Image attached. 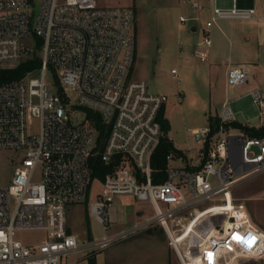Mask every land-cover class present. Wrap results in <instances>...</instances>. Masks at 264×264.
Here are the masks:
<instances>
[{
  "label": "built area",
  "instance_id": "2783aa9c",
  "mask_svg": "<svg viewBox=\"0 0 264 264\" xmlns=\"http://www.w3.org/2000/svg\"><path fill=\"white\" fill-rule=\"evenodd\" d=\"M31 1L0 0V67L33 54L40 58L24 76L0 82V151L12 154L0 164L12 168L10 181L0 184V264H89L100 250L155 225L166 234L178 264L264 261V232L233 196L237 185L264 171V135L233 126L225 100L215 130L208 124L195 131L201 142L195 160L171 150L164 169H155L151 157L165 135L159 113L166 97L150 92L145 80L129 77L135 56L132 9L96 0H39L34 17ZM184 3L193 14L178 20L192 21L190 30L198 32L193 54L200 60L206 57L198 46L211 45L213 25L250 20L256 12L253 0H232L230 8L215 0ZM206 7L210 15L203 21ZM48 69L56 75V90L45 80ZM251 74L245 65L230 66L226 84L238 87ZM246 93L264 104L261 86ZM86 110L104 125L100 141ZM76 111L84 112L83 120H75ZM96 155L105 165L119 156L100 181L92 175ZM94 180L100 190L89 200L88 215L103 234L84 239L68 226L67 209L87 201ZM117 195L149 202L152 214L113 230L108 214ZM17 231L43 236L24 243Z\"/></svg>",
  "mask_w": 264,
  "mask_h": 264
},
{
  "label": "rangeland",
  "instance_id": "374dc122",
  "mask_svg": "<svg viewBox=\"0 0 264 264\" xmlns=\"http://www.w3.org/2000/svg\"><path fill=\"white\" fill-rule=\"evenodd\" d=\"M96 1L100 6H128L134 12L132 32L135 36V56L129 77L134 80H145L150 92L165 95L163 116L169 123L168 136L175 148L181 149L195 160V152L201 147V142H197L198 137L192 129L195 127L202 130L206 127L209 124V116H214L220 111L224 100L229 101L236 121L250 124L249 126L257 123L254 125L255 128L264 125V104L259 106L253 101L252 96L246 93L253 85L261 86L264 103V72L258 73L257 76L252 72L248 82L238 87L227 85L222 63L213 64L208 57L200 60L193 54L198 32L190 30L189 23L192 21L185 24L179 22V14H193L182 0ZM31 3L30 10L36 17L39 0H32ZM254 4L256 7L264 6V0H254ZM215 5L230 8L232 0H215ZM208 15L209 10L206 7L201 13L202 20L204 21ZM230 20L237 23L248 21ZM224 21L226 19L219 20L218 23ZM216 27L215 25L211 27V45L207 48L214 47L217 34H220L227 48L226 38H223ZM254 28L258 34L252 40L253 49L264 60V47L261 45L260 36L262 26ZM31 42L28 41V44ZM204 48L203 45L198 46L200 52ZM37 50L34 53L38 54ZM182 55L184 57L181 58ZM246 65L251 67L250 64ZM171 68L177 71L174 77L170 72ZM45 80L53 90L58 88L56 75L52 69L46 71ZM69 96L72 99L74 93L70 92ZM74 118L76 121L83 120L84 112L76 111ZM10 155L12 154L9 151H0V164L6 163V158ZM11 174L12 168L0 167V184L8 183ZM247 186L259 189L264 187V171L237 185L233 189V196L234 190H241ZM99 190V181L94 180L88 191L87 201L68 206L66 215L68 226L81 238H99L103 234L102 225L88 215L89 200ZM250 200L247 203L253 206H264V199ZM150 214L152 207L149 202L138 201L131 195H117L110 203L108 215L112 229L118 230ZM42 236L43 233L40 231H17L15 234V237L24 243H36ZM94 257L97 264H178L166 234L158 225L117 241L97 252ZM238 261L240 264H264L262 259L239 258Z\"/></svg>",
  "mask_w": 264,
  "mask_h": 264
},
{
  "label": "crops",
  "instance_id": "0c3cea01",
  "mask_svg": "<svg viewBox=\"0 0 264 264\" xmlns=\"http://www.w3.org/2000/svg\"><path fill=\"white\" fill-rule=\"evenodd\" d=\"M182 2H184V0H182ZM253 5L256 9V12H255V16L252 19L248 21L238 22V23L237 21L226 19V21L217 24V27H216L217 30L220 31L223 35V38H226L227 40V48L225 47V43L220 37V34H217L215 42H214V47L211 49L205 47L204 50L202 51L205 54V57H208L211 63L213 64L222 63L223 64L225 75H226L227 69L233 65L247 66L246 64H250L251 67L249 66L247 67L256 76L258 73L260 74L264 72V65H263L264 60L259 56L258 52L253 49V45H252V40L255 39L256 35L258 34V31L254 27L262 26V31L260 32V36H261V45L262 47H264L263 45L264 6L261 5L260 7H256L254 4V0H253ZM194 50H195V47L193 51ZM180 57L182 58L184 57V55ZM254 86H257V85H253L251 87H254ZM214 116H216V114ZM197 130L198 128L194 127L192 129V132H195ZM167 136H168V132H167ZM168 138L172 141V139L169 136ZM172 144L174 145L173 142ZM180 151L183 152L181 149ZM247 187L241 190H234V196L237 199L242 200L249 214L251 215V218L253 217L255 224H257V226L264 232V206L262 207L253 206L252 204L247 203V201L250 199H251L250 201H253L255 199H261V200L264 199V187L260 189L255 188V186L248 187V188Z\"/></svg>",
  "mask_w": 264,
  "mask_h": 264
},
{
  "label": "trees",
  "instance_id": "16d2710c",
  "mask_svg": "<svg viewBox=\"0 0 264 264\" xmlns=\"http://www.w3.org/2000/svg\"><path fill=\"white\" fill-rule=\"evenodd\" d=\"M40 64V58L33 54L31 57H27L26 59L22 60L15 66H4L0 67V82L15 78H20L24 76L29 71L35 69ZM88 118L92 121L93 126L98 130V138L100 139L104 136V125L100 122L98 115L90 110H86ZM159 120L161 122L162 129L165 135L161 138L158 146L154 150L152 157H151V164L155 169H164L165 167V156L166 154L173 150L176 153L181 154L182 152L176 149L171 140L167 136V132L169 130V123L167 119L163 116V109L159 113ZM218 117L217 116H209V125L212 127V132L215 130L218 124ZM233 126L246 130L250 135L260 136L264 135V125L258 128L250 127L247 125H243L238 121L232 122ZM119 156L115 157L114 161L111 165H105L100 157L96 155L91 160V167H92V175L93 178L97 180H102L105 173L110 171V169L118 164ZM162 176V172H161ZM153 181H156L154 178ZM89 264H96L95 257H91L89 259Z\"/></svg>",
  "mask_w": 264,
  "mask_h": 264
},
{
  "label": "snow or ice",
  "instance_id": "6c2138e0",
  "mask_svg": "<svg viewBox=\"0 0 264 264\" xmlns=\"http://www.w3.org/2000/svg\"><path fill=\"white\" fill-rule=\"evenodd\" d=\"M234 239H242V237H240L238 234H234V237H233ZM211 253H209V258L211 259Z\"/></svg>",
  "mask_w": 264,
  "mask_h": 264
},
{
  "label": "water",
  "instance_id": "95a60500",
  "mask_svg": "<svg viewBox=\"0 0 264 264\" xmlns=\"http://www.w3.org/2000/svg\"><path fill=\"white\" fill-rule=\"evenodd\" d=\"M192 30H194V26H192V28H191ZM199 137V136H198Z\"/></svg>",
  "mask_w": 264,
  "mask_h": 264
}]
</instances>
